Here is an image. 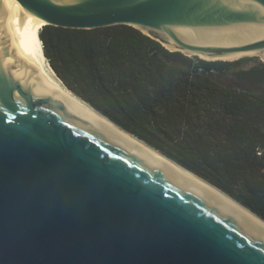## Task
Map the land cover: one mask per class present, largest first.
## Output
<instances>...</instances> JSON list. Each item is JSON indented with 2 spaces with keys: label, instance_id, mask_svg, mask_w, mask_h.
<instances>
[{
  "label": "water",
  "instance_id": "1",
  "mask_svg": "<svg viewBox=\"0 0 264 264\" xmlns=\"http://www.w3.org/2000/svg\"><path fill=\"white\" fill-rule=\"evenodd\" d=\"M35 19L128 25L207 61L264 56V0H0V264H264V230L41 76L19 40Z\"/></svg>",
  "mask_w": 264,
  "mask_h": 264
},
{
  "label": "trees",
  "instance_id": "2",
  "mask_svg": "<svg viewBox=\"0 0 264 264\" xmlns=\"http://www.w3.org/2000/svg\"><path fill=\"white\" fill-rule=\"evenodd\" d=\"M43 55L61 84L113 124L264 221V81L253 58L207 61L170 52L142 31L43 26Z\"/></svg>",
  "mask_w": 264,
  "mask_h": 264
},
{
  "label": "bare ground",
  "instance_id": "3",
  "mask_svg": "<svg viewBox=\"0 0 264 264\" xmlns=\"http://www.w3.org/2000/svg\"><path fill=\"white\" fill-rule=\"evenodd\" d=\"M45 26V23L40 19H35L30 21L26 24L20 31L19 40L23 44L24 48L30 55L32 62L37 69V71L41 74V76L53 87L55 88L61 95H63L68 101L76 105L78 108L86 112L88 115L96 119L98 122L106 126L107 128L114 131L116 134L125 138L130 144L134 147L140 149L143 152H146L150 156L156 158L161 163L165 164L168 168L175 171L179 174L184 180L189 181L196 187L202 188L211 195L218 198L221 202L228 205L231 209L240 213L241 216L246 218L247 220L251 221L253 224L258 226L261 230H264V222L261 221L256 216L249 213L247 210L236 204L233 200L227 197L222 192H219L218 189L211 187L209 184H206L196 176L192 175L191 173L187 172L186 170L180 168V166L174 164L173 162L164 159L156 152L150 150L144 144L139 142L138 140L134 139L130 135L126 134L122 130H119L115 125L110 123L106 118L95 112L89 106H87L84 102H81L77 97L71 94L60 82V80L56 79L52 73L51 68L47 64V60L43 55V51L39 42V31L40 29ZM231 59L235 57H230Z\"/></svg>",
  "mask_w": 264,
  "mask_h": 264
},
{
  "label": "rangeland",
  "instance_id": "4",
  "mask_svg": "<svg viewBox=\"0 0 264 264\" xmlns=\"http://www.w3.org/2000/svg\"><path fill=\"white\" fill-rule=\"evenodd\" d=\"M242 58H253L252 61H249L248 63H246L245 65H243L241 67V70L244 72H247V71H250L254 68H257V67H259V64L264 62V56H261L258 54H254V55L251 54L248 56H238V57L233 58V59H225V61L232 62V61H237V60L242 59ZM236 72L237 71H231V72L225 74L221 78L222 82L225 83L226 85H229V86H241V87H244L245 89L250 90V91L264 92V81L255 80V79L254 80L240 79L235 75ZM51 73L56 78L53 71H51Z\"/></svg>",
  "mask_w": 264,
  "mask_h": 264
}]
</instances>
